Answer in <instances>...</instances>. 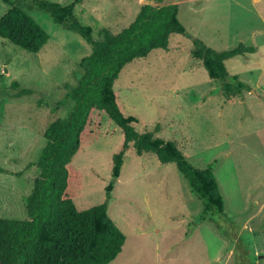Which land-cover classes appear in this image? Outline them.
Wrapping results in <instances>:
<instances>
[{"label":"rangeland","instance_id":"obj_1","mask_svg":"<svg viewBox=\"0 0 264 264\" xmlns=\"http://www.w3.org/2000/svg\"><path fill=\"white\" fill-rule=\"evenodd\" d=\"M48 33L36 53L0 38V217L22 219L24 198L38 174L37 157L49 122L63 117L65 93L81 72L80 59L91 47L78 33L65 30L32 0H16ZM67 3L70 0H48ZM146 0H83L74 7L78 20L93 29L127 26ZM180 5L186 34L172 43L180 49H153L146 59L126 64L114 82L124 109L142 127L174 139L188 160L204 168L216 159L213 174L223 196L215 225L198 222L203 205L173 163L158 166L153 155L125 154V166L113 181L112 154L120 132L103 115L97 139L72 158L82 174L78 210L105 204L125 235L108 264H264V0H165ZM0 0V16L8 9ZM216 50L242 42L256 51L226 62L230 73L251 86L227 103L219 83L194 58L191 38ZM4 68L6 71H4ZM28 95L15 97L16 89Z\"/></svg>","mask_w":264,"mask_h":264},{"label":"trees","instance_id":"obj_2","mask_svg":"<svg viewBox=\"0 0 264 264\" xmlns=\"http://www.w3.org/2000/svg\"><path fill=\"white\" fill-rule=\"evenodd\" d=\"M1 1L9 7L0 16V38L38 52L47 42L48 33L16 0ZM82 1L29 2L47 12L57 26L78 33L91 50L80 59L81 72L75 83L67 86L65 96L72 102L68 112L49 122L42 132L38 174L24 198L25 216L0 217V264H108L120 253L125 235L108 216L106 205L78 210L73 202L81 194L82 174L72 165V158L97 139L103 115L120 132V143L112 154L111 179L105 186L106 198L132 147L133 156L153 155L158 166L173 163L203 205L197 221L208 220L219 228L213 216L223 213L225 202L213 174L216 159L204 168L195 167L174 139L156 134L157 126L153 130L143 128L141 120L124 109L113 87L120 71L133 60L146 59L153 49H180L172 43L175 36L186 34L178 17L179 3L146 0L127 26L117 32L102 27L94 39L92 27L74 14V7ZM191 42V55L201 61L207 76L219 83L227 103L251 90L238 74L229 72L226 62L245 58L256 51L255 46L239 42L230 49L216 50L198 37H192ZM11 84L16 89L15 97L32 92L19 88L17 81Z\"/></svg>","mask_w":264,"mask_h":264},{"label":"water","instance_id":"obj_3","mask_svg":"<svg viewBox=\"0 0 264 264\" xmlns=\"http://www.w3.org/2000/svg\"><path fill=\"white\" fill-rule=\"evenodd\" d=\"M4 71H6V69L4 68Z\"/></svg>","mask_w":264,"mask_h":264}]
</instances>
